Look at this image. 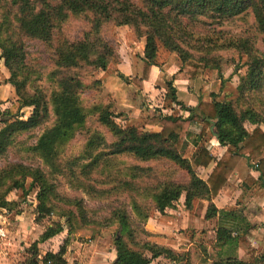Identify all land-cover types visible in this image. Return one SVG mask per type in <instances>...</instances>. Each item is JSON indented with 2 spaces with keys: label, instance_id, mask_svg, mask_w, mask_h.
<instances>
[{
  "label": "trees",
  "instance_id": "obj_1",
  "mask_svg": "<svg viewBox=\"0 0 264 264\" xmlns=\"http://www.w3.org/2000/svg\"><path fill=\"white\" fill-rule=\"evenodd\" d=\"M6 5H0L3 8L0 57L7 71L5 81L13 87L16 100L0 111V161L20 136L42 127L53 114L54 123L38 135L31 151L53 172L63 174L57 157L58 147L70 140L75 130L85 123L86 114L80 94L87 88L100 89L102 81L93 78L88 87L77 71L84 66L91 67L92 72L105 71L115 56L114 47L100 34L104 23L109 22L115 27L127 26L136 40L144 39L141 75L129 78L118 74L123 81L130 80L142 92L151 67L157 64L160 45L175 52L185 63L191 57L185 47L194 37L193 29L198 24L211 21L223 24L250 15L255 35L230 38L225 42L228 48L246 56V72L239 78L234 100H220L212 94L210 102L199 99L196 105L186 106L176 97L173 79L169 80L163 98L179 105L181 110L188 112V116L159 113L147 117L145 124L158 125L161 128L159 131H148L134 124L120 125L115 120L118 114L113 111L112 104L93 106L97 121L108 129L113 140L107 142L98 132H92L87 138L80 155L86 162L80 164L79 171V176L85 177L79 183L91 196L106 192L130 193V203L144 221L149 218L151 208L142 206V201L138 199L141 196L150 198L152 208L160 214L175 208L178 200L182 201L185 209H191L197 199L199 202L195 211L199 215L205 208L204 219L213 218L217 213L223 215L213 199L242 158L254 161L252 166L259 172L256 178L248 174L243 185H264V99L259 96L264 88V0H7ZM80 14L89 16L90 28L80 39L70 40L63 34L62 26L70 15ZM203 19L210 22L205 23ZM23 38L40 40L51 50L54 64L51 75L58 86L51 95L39 87L28 88L31 71L25 62ZM258 40L263 50L258 48ZM202 47L212 48L214 44ZM209 55L205 51L194 66L198 70L215 69L220 77L232 61H219ZM198 70L192 74L197 75ZM24 107H31L26 118H22L23 112H20ZM212 122L213 129L210 130ZM193 124L201 126L198 132L191 130ZM213 131L217 134L216 140L225 148L218 158L206 145L207 134L214 136ZM189 144L195 148L190 158L185 156ZM120 155L132 157L139 165L130 167V178L102 175L103 183L111 186L96 191L87 176L98 169L110 167ZM152 161L167 162L178 171H184L187 181H176L165 175L155 176L152 166L143 165ZM212 161L215 165L203 180L196 174L194 166L207 167ZM68 176L72 183L79 181L75 174ZM153 176L154 180L143 181ZM28 179L36 189L37 220L52 210L59 211L70 226H77L79 219H84L80 200L61 196L51 176L40 166L21 162L0 165V211L7 212L13 206L17 207L20 203L18 199L25 201V182ZM11 194L15 195L14 200L8 199ZM72 203L75 204V211L58 207L59 204ZM110 213L109 221L117 224V233L114 234L116 254L111 264H191L187 253L176 252L172 247L153 240H137L125 206L115 207ZM249 228V224L238 229L219 225L208 264H264V250L257 253L250 244L246 256H237L238 243L247 242ZM59 231L60 228L47 227L39 240H46ZM36 245L37 241L30 245L31 255L22 264H66L63 246L57 252H46L40 260Z\"/></svg>",
  "mask_w": 264,
  "mask_h": 264
},
{
  "label": "rangeland",
  "instance_id": "obj_2",
  "mask_svg": "<svg viewBox=\"0 0 264 264\" xmlns=\"http://www.w3.org/2000/svg\"><path fill=\"white\" fill-rule=\"evenodd\" d=\"M6 3L7 0H0V5L7 6ZM2 12L3 8L0 7V20ZM203 20L205 23L210 22L209 20ZM251 24L252 17L250 15H247L245 18L226 21L223 24H216L212 21L207 24H198V27L196 26L193 29L194 37L191 40L189 39V44L185 47L189 52V56H191L185 63L179 59L175 52L168 51L160 45L156 58L157 64L155 65V69L159 70L160 73L154 81V83L159 84L154 87L158 90L164 88L166 91L167 81L172 79H185L186 81H183V83L182 81H179L178 88L180 98L184 101H189L188 103H190L194 94H196V96L199 95L198 100L202 98V95H208L212 98V94H215V97L220 100H234L237 97L236 87L239 83V78L246 72V56L238 53L234 48H228L227 45H225V42L231 40L230 38H241L247 35L254 36L255 32ZM89 28L90 19L88 15H70L62 26V32L68 39L78 40L82 37L84 32L89 30ZM100 34L114 47L115 56L109 61L105 71L97 70L92 72V69L89 66H84L77 71L88 87L93 78H100L102 81L100 89L87 88L81 92V105L86 114L85 123L79 129L75 130V133L70 140L58 147L57 157L61 168L64 170V174L53 172L51 168L47 166L40 157H38V155L31 151V146L35 144L38 135L45 128L50 127L54 123L53 114H51L49 121L42 127L20 136L18 141L9 148L6 156L0 161V165H4L8 162H21L27 165L40 166L53 179L54 184H56L57 193L61 196L81 201V205L84 208V219L82 221L79 219L77 226H70L66 219L60 215L59 211L52 210L49 214L44 215L37 220L36 217L38 214L35 207L36 189L31 185L29 179L26 180L25 190H27V194L25 201L22 202L18 199L20 202L19 205L17 207L13 206L7 211L8 214L6 213L7 220L13 221L17 215L23 212L22 216L24 217V223L30 224L33 228L30 232H26L25 228L22 227L17 232H14L16 238H13V234L9 235L10 238L12 237L11 240H9L8 234H5V242L14 241L13 239H15V242L19 244L20 237L24 236V239L26 238L27 247L23 249L16 247L17 257H15L14 263L19 264L24 262L25 258L30 257L31 253L29 252V247L34 241H37V257L40 260L46 252H57L59 248L63 246L66 251L64 254L66 264H111L116 254L114 247V234L117 233V224L109 221L111 216L110 211L115 207L123 205L129 214L131 223L133 224L132 227L136 233L135 238L137 240L148 239L156 241L155 237L159 235V237H161L160 240L166 243L167 246L172 247L176 252L187 253L191 264H208V257L210 256L209 252H211L212 249L213 236L206 232L214 227L205 224L202 226L201 230H199L201 224L200 221L193 222L194 214L196 216L198 214L195 210L194 214L190 211L193 206L191 209H185L181 205V201L179 202L178 200L176 204L181 206H175L176 213L171 215L172 218L169 214V216L165 217L163 214H158V212L152 208L153 203L150 198H144L141 196L138 199L142 201V206L151 208L149 210V218L144 221L142 216H139L133 209L132 204L130 203V193L123 191H119L118 193H96L97 190L104 188L109 189L111 186L108 183H103L105 180L102 175L104 176V174H109L110 177L118 175L123 176L124 178H130V167L133 165H139V163L132 157L120 155L117 159L112 161L110 167L102 170L98 169L87 176L90 178L89 183L95 187V196H91L79 183L82 178L85 177L81 175L79 176V171L80 164L86 162L84 159L80 158V155L87 138L92 132H98L107 142L113 140L108 129L97 121V116L92 110L93 106L98 104H112L114 106L112 95L104 89L106 86L103 85L104 77L106 75L113 77L111 79H107L108 77L105 79V81L108 80L106 81L108 85L114 83V81L117 83L116 76L118 73H115V70L117 71L118 66L121 65L120 63H123L124 61L125 63L132 62V64L137 66L143 56V45L139 44V41L144 39L136 40L132 31L128 27H115L113 24L107 22L101 26ZM197 37L198 39L196 40L195 38ZM208 39H210V41H208ZM23 41L26 52L25 62L27 64V69L31 71L28 88L32 90L34 87H39L46 92L47 95H51L53 91L58 89L57 81L51 75V72L54 70L51 50L48 49L43 42L37 39L23 38ZM208 43L211 45L214 44V47H202L204 45L207 46ZM257 46L260 50H263L260 40H258ZM205 51L209 52V56L218 58L219 61L226 59L232 61L231 65L223 69L220 77L215 69L198 70L196 69V66H194V64H196L195 62H197ZM0 60H2L1 57ZM1 63L2 62L0 61V64ZM195 70H198L197 75L192 74ZM6 72L5 67L0 65V99L9 97L11 92L12 98L0 100V111L9 106V102L14 103L16 100L13 87L4 80ZM130 82L131 81L129 80L128 83ZM181 84H185L186 86L191 84L189 88L195 90V93L193 94L191 90H187ZM124 89L126 90L127 98L131 99L133 97L132 91H134V88L127 87ZM135 89L137 97L139 96L140 98L137 107L141 109V112L135 118L131 115L129 117L127 113L118 110L114 106L113 111L115 114H118L115 120L120 125L125 126L134 124L145 129V119L154 114H166L162 109H167V111L172 109L173 111L171 114L180 115L175 108L171 107L169 99L152 101V103H150L156 104V106L149 108L145 105L148 101L144 88L142 89V92L136 86ZM157 95L159 97L158 93ZM259 96L261 99H264V88ZM30 111L31 107L22 108L20 110V112H23L22 118H26L30 114ZM200 127L201 126L198 124H193L191 130L198 132ZM207 137L208 141L206 142V145L208 144L209 146V142L214 136H212L211 133H208ZM219 148L220 147H216L215 150H211L212 154H215L214 156L219 155L221 150ZM194 149V146L189 144L185 156L190 158ZM143 165L152 166L155 176L165 175L180 182H186L188 179L184 171H178L167 162L152 161L143 163ZM126 172L128 174H126ZM68 174L77 175L79 181H74V183H72L67 179L69 177ZM199 174L201 173L199 172ZM155 176L143 181L154 180ZM8 199L14 200L15 195H8ZM238 199L239 198L235 196L231 199V202H228L227 208L229 209L221 210V212H226L227 216L233 217H225L222 220L221 218L225 215H220L218 219L219 225L222 224L233 229H238L239 225L245 227L248 224L247 216H249V210L247 203L245 202L246 205L243 202L240 203L238 202ZM197 204L198 201L197 203L195 201L194 205L198 206ZM74 205V203L70 205L59 204L58 207L60 209L63 208L75 211L76 209ZM47 227L60 228V231L46 240H39L40 235ZM246 238L247 242L240 241V243L243 244L245 251L244 255L241 257L246 256V251L250 244L248 237ZM257 251L261 252V249L258 248ZM236 253L238 256V251Z\"/></svg>",
  "mask_w": 264,
  "mask_h": 264
},
{
  "label": "crops",
  "instance_id": "obj_3",
  "mask_svg": "<svg viewBox=\"0 0 264 264\" xmlns=\"http://www.w3.org/2000/svg\"><path fill=\"white\" fill-rule=\"evenodd\" d=\"M118 27H125V26H118ZM139 44L143 45V40L139 41ZM0 61L2 62L0 65L4 67L3 61L2 60H0ZM126 63H125V61L123 63H120L121 65L119 64L120 66H118L117 71L115 70V73L123 74L124 76L129 77V78H130V76H135V75L140 76L141 75V66H142L141 61H140L141 64L139 63V64H137V66L135 64H132V62H128L127 64ZM155 68H156L155 65L151 67L148 80L143 82V88H144V91L146 92L147 101H148V103L145 105H147L149 108L156 106V104H151L152 101L164 100L163 97L165 94L164 88H161V90H158L154 87L157 84H159V83H154V81L157 79V77L160 73V71L156 70ZM6 77H7V72H6ZM6 77H4V80L6 79ZM106 78L111 79L113 77H111L110 75H106L104 77V80H103V85L104 86L106 85L105 86L106 88L104 87L105 91H107L108 93H110L112 95V99L114 101V106L118 110H121V111H124L125 113H127L129 115V117H130V115L133 116L134 118L137 117L140 114L141 109L139 107H137V105L140 102V98H139V96L137 97L135 85L131 82L128 83L129 81L123 82L122 79L119 77V75L116 76L117 83H115V81H114V83L108 85V83L106 82L108 80L105 81ZM179 81H182V83H183V81H186V80L185 79L173 80L172 85L176 88L177 99L179 101H181L186 106L196 105L199 101L198 100L199 95L196 96V94H194L195 90H193L192 88H189V86L191 84L187 85V86L185 84H181L187 90H191V92L194 94V97L190 100V103H188L189 101H184L183 99L180 98L179 88H178ZM187 81H189V80H187ZM149 85H150V87H149ZM127 87L134 88V91H132L133 97L131 99L127 98L126 90L124 89ZM157 93L159 94V97H158ZM157 97H158V99H157ZM7 98H12V92L10 93L9 97H7ZM7 98H3L0 100H6ZM212 98L209 97L208 95H206V96L202 95V98H200V99L204 102H210L212 100ZM171 107L175 108L181 116H183V117L188 116V112L185 110H181L179 105H177L175 103H171ZM162 111L164 113L171 114L173 110L170 109L169 111H167V109H162ZM1 125H2V123L0 122V127H1ZM145 126H146L145 130H148V131H159L161 129L160 126H158V125H147L146 124ZM262 128H264V126H262ZM209 143H210V145L208 147L210 150H213V149L215 150L216 147H220L219 149H221V150H220L219 155L215 156L216 158H218L223 153L225 148L219 144V142L216 140V137H213V139L210 140ZM250 162L251 161H248L246 158H242L239 161L238 165L235 167L234 171L229 176L227 182L225 183V185L223 186V188L221 189L219 194L213 199V202L220 212H221V210H228L229 209V208H227L228 202H231L232 201L231 199H233L235 196H237V198H239L238 202H240V203L246 202L247 203V207L249 210V216H247V218H248L247 223L250 225V228L247 230L246 237H248V240L250 241V245L253 248H255L256 252L258 253V251H257L258 248H260L261 251L264 250V185H261L260 183H255L253 185L248 184L249 186L243 185L245 177L248 174H252V176H254L255 178L259 174V172L255 171L254 167L252 166V163H254V161H252L251 163ZM214 165H215V162L212 161L208 164L207 167H196V166H194V169L196 171V174L200 178H202L203 180H206V178L208 177V175L211 172ZM199 172L201 174H199ZM180 201L181 200H179V202ZM195 201L197 203L198 200L196 199L193 201V208L190 210L192 214H194V210L197 207L196 205H194ZM180 203L183 206L182 201ZM246 203H245V205H246ZM176 205L181 206L178 204H176ZM204 205H206L205 201H204ZM6 213H7L6 211H4V212L0 211V264H16V263H14L15 257H17L16 256V252H17L16 247H18L20 249L27 247L26 246L27 243L25 240L26 238L24 239V236L20 237L19 242H18L19 244H17L15 242L16 241L15 239H13L14 241L5 242L6 239H4V236H5V234H8L9 240H11L12 237L10 238L9 235L13 234V238H16V235L14 234V232H17L22 227L25 228L26 232L27 231L30 232L33 228H32V226H30V224L24 223V217L22 216L23 212H21V214L17 215L13 221L7 220V214L8 213L7 214ZM175 213H176V209L172 208V209L167 210L165 212V214H163V215L165 217L170 215V217L172 218L171 215H174ZM158 214H159V212H158ZM204 214H205V208H203L201 210L199 216L198 215L196 216L194 214L193 222L200 221L201 224H200L199 230H201L202 226H204L205 224H207L211 227L213 226L214 228H210L209 231H207L206 233L211 234L213 236L212 239L214 241L216 228L219 226L218 219H219L221 214L217 213V215L215 217L210 218V219H204ZM224 215L225 216L221 218L222 220L225 217H233V216H227L226 212H224ZM243 217H245V216H243ZM214 218H215V220H214ZM220 225H222V224H220ZM155 235H157V234H155ZM160 238L161 237H159V235H157L155 237V239H156L155 242H157L159 244L167 245L166 243L162 242L160 240ZM237 251H238L239 257L243 256L245 253L244 248H243V244L240 243V241L238 243V250ZM19 264H22V262Z\"/></svg>",
  "mask_w": 264,
  "mask_h": 264
},
{
  "label": "water",
  "instance_id": "obj_4",
  "mask_svg": "<svg viewBox=\"0 0 264 264\" xmlns=\"http://www.w3.org/2000/svg\"><path fill=\"white\" fill-rule=\"evenodd\" d=\"M213 124H214V123L212 122V123H211V126H210V130L213 129ZM213 135L216 137V136H217L216 132L213 131Z\"/></svg>",
  "mask_w": 264,
  "mask_h": 264
},
{
  "label": "built area",
  "instance_id": "obj_5",
  "mask_svg": "<svg viewBox=\"0 0 264 264\" xmlns=\"http://www.w3.org/2000/svg\"><path fill=\"white\" fill-rule=\"evenodd\" d=\"M168 264H174L173 262H169Z\"/></svg>",
  "mask_w": 264,
  "mask_h": 264
}]
</instances>
